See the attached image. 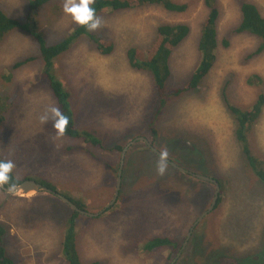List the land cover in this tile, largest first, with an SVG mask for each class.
Returning a JSON list of instances; mask_svg holds the SVG:
<instances>
[{"label":"rangeland","instance_id":"obj_1","mask_svg":"<svg viewBox=\"0 0 264 264\" xmlns=\"http://www.w3.org/2000/svg\"><path fill=\"white\" fill-rule=\"evenodd\" d=\"M172 1L187 7L169 12L149 5L97 16L100 26L93 32L113 42L111 54H100L83 36L55 58L54 73L70 92L75 124L79 130L96 131L101 138L96 146L81 138L58 137L53 122L42 121L56 103L41 77L40 59L8 76L17 60L39 57L34 40L23 31L11 32L0 46V89L9 99L0 124V159L13 162L14 179L50 182L94 213L114 193L121 152L116 146L144 136L191 173L220 179L221 202L187 238L193 222L211 204L214 183L168 164L159 174V158L136 141L126 151L114 205L97 217L79 214L76 219L81 260L171 264L177 256L173 264H264V182L249 172L235 139L236 120L221 98L224 90L231 104L246 109L264 93V51L248 57L257 38L229 34L239 21L241 2L254 3L264 17V0H216V30L220 39L229 37V46L218 47L213 67L195 90L169 96L157 112L151 77L130 68L125 52L132 45L148 47L162 23H186L190 33L171 54L165 89L188 80L197 64V37L207 8L204 0ZM64 2L50 0L35 13L37 29L49 41L64 38L75 26L63 11ZM0 6L10 17L25 18L24 0H0ZM254 76L258 79L250 83ZM248 139L252 154L264 160V107ZM72 211L49 193L18 196L0 188L7 253L17 264H66L60 242ZM153 237H168L178 249L143 250Z\"/></svg>","mask_w":264,"mask_h":264},{"label":"trees","instance_id":"obj_2","mask_svg":"<svg viewBox=\"0 0 264 264\" xmlns=\"http://www.w3.org/2000/svg\"><path fill=\"white\" fill-rule=\"evenodd\" d=\"M49 1L50 0H24V9H26L24 19L10 17L0 6V46L11 32L19 30L23 31L30 39L35 41V51L39 55V57L28 55L14 62L9 68L10 73L8 76L11 77L13 71L22 65L40 59L42 62L41 77L50 90L55 100L56 107L59 108L69 120L63 135L70 138H81L84 143L96 146L101 142V138L96 135V131L79 130L75 124L74 113L70 105L71 95L64 86L61 78L54 73V60L57 56L66 52L77 39L83 36L103 55H108L113 52V42L107 40L100 33L89 31L86 26H81L77 23H75L73 29L64 38L49 41L47 36L44 35L41 30L37 29L35 20V13ZM149 5H158L169 12H181L187 7L185 3L174 2L172 0H93L89 6L94 9L95 15L99 16L103 12L115 13L132 9L133 7L137 8ZM204 5L207 8V13L200 25V33L197 37V64L184 84L176 86L169 92L165 89V83L170 75L171 54L190 33L188 24L183 22L162 23L156 27V36L148 47L142 48L132 45L126 49L125 57L129 67L135 71L148 73L152 79L158 101L157 112L165 105L169 96H177L195 90L213 67L218 47L221 46L226 48L229 46V37L220 39L216 30V21L219 15L216 0H204ZM239 15L240 18L238 23L231 29L229 34L247 33L253 35L257 38L258 43L252 53L248 54V57L261 54L264 51L263 15L254 3L248 1H243L239 4ZM257 79L258 77L254 76L249 82L251 83L253 80ZM2 94V89H0V124L5 120V112L9 106L8 97ZM221 98L228 111L236 120L234 130L235 139L239 144L242 154L245 155L247 167L250 170L249 172L264 182V160L252 154L248 139V133L251 131L254 122L260 116L264 107V93L260 92L254 103L246 109L231 104L224 90L221 92ZM116 147L118 150L122 149L120 146ZM9 176L10 180L7 184H17L22 180L31 179L29 177H23L20 180L14 179L12 172H10ZM215 180L220 185L221 180L218 178ZM40 183L58 192L50 182ZM221 196L222 195L218 196L216 206L221 202ZM66 197L79 208L86 210L80 200L75 198L72 199L68 196ZM78 215L77 212L72 211L68 216L67 226L60 242L63 258L66 264H102L99 260L84 262L79 256L76 247L78 227L76 219ZM61 222L63 223L64 221ZM5 233V227L0 224V264H17L15 259L6 251L4 242ZM164 246H171L174 250L178 249V244L168 237H153L144 242L143 250L151 252Z\"/></svg>","mask_w":264,"mask_h":264},{"label":"water","instance_id":"obj_3","mask_svg":"<svg viewBox=\"0 0 264 264\" xmlns=\"http://www.w3.org/2000/svg\"><path fill=\"white\" fill-rule=\"evenodd\" d=\"M139 140L143 141L144 144L146 145V147L149 148V150H151L159 158V154L161 153V151H159L155 146H153L146 137L137 136L134 139L128 141L122 147L121 152H120V159H119V165H118V170H117V177H116L115 189H114L113 196L98 212L92 213V212H89L87 210L79 208L74 202H72L69 198H67L63 194H61L59 192H56L55 190H52V189L46 187L45 185L41 184L40 182H37L36 180H33V179H25V180H22L21 182L15 184L16 185V189H17L15 192L8 191L9 184H0V188L7 194L18 195V196H24V195H27V194H29L31 192H34V193H40V192L49 193V194L55 195L63 203H65L71 210L77 212L78 214L89 216V217H97V216L101 215V213H103V212L107 211L108 209H110L114 205V203L116 202L117 197L119 195L120 187H121V174H122V168H123L124 157H125L126 151H127L129 146H131L132 144H134L136 141H139ZM167 164L169 166H171L172 168L177 169L180 172L189 173V174H191L192 176H194L196 178L212 182V183H214V185L216 187L214 195H213L212 200H211V204L193 222V224L190 227V230H189V232L187 234V238H188L190 236V234H191L192 229L195 227V225L204 216H206L212 209H214V207L216 205V202H217V199H218V196H219V192H220L219 183L214 178H211L209 176H205V175L198 174V173H191L187 169L179 166L174 160L170 159L169 157H167ZM185 243H186V240L184 241L183 246L185 245ZM181 251L182 250H180L177 253V255H179L181 253ZM176 257L177 256H175V258L172 260L171 264L174 263V261L176 260Z\"/></svg>","mask_w":264,"mask_h":264},{"label":"clouds","instance_id":"obj_4","mask_svg":"<svg viewBox=\"0 0 264 264\" xmlns=\"http://www.w3.org/2000/svg\"><path fill=\"white\" fill-rule=\"evenodd\" d=\"M92 2L93 0H65L63 11L70 15L75 23L86 26L89 31H94L100 26V19L95 15L94 9L89 6ZM41 119L42 121L51 120L53 122V127L58 137L64 134L69 123L68 117L55 106L51 107ZM166 165L167 153L161 152L157 163L159 174L164 173ZM13 167L14 164L11 160H0V184L9 182V174ZM16 190L15 184H9L8 191L15 192Z\"/></svg>","mask_w":264,"mask_h":264}]
</instances>
